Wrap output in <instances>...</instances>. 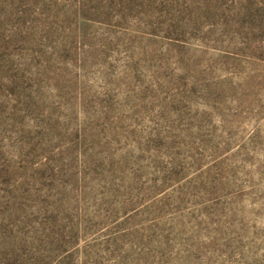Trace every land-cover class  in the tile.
Listing matches in <instances>:
<instances>
[{"label":"rangeland","instance_id":"1","mask_svg":"<svg viewBox=\"0 0 264 264\" xmlns=\"http://www.w3.org/2000/svg\"><path fill=\"white\" fill-rule=\"evenodd\" d=\"M0 264H264V0H0Z\"/></svg>","mask_w":264,"mask_h":264}]
</instances>
